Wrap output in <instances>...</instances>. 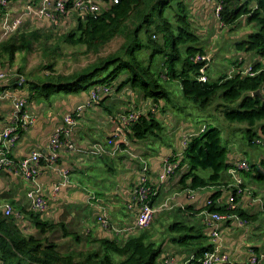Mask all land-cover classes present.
<instances>
[{
  "label": "crops",
  "instance_id": "crops-1",
  "mask_svg": "<svg viewBox=\"0 0 264 264\" xmlns=\"http://www.w3.org/2000/svg\"><path fill=\"white\" fill-rule=\"evenodd\" d=\"M101 1L104 6L109 0ZM184 2L193 31L201 39L209 38L207 48H203L205 53L208 50L210 52L206 54L211 57V69V65L219 59L220 55L216 47L217 42L225 37L222 35L223 29L229 27L221 26L218 18L213 14L212 6L205 0H184ZM29 3V0H11L9 10L17 15L22 14ZM77 17L76 13H71L58 26L51 25L46 20L28 21L20 32L39 30L53 33V30L67 26L72 30L76 27ZM229 31H226L227 39L237 36ZM231 50L237 49L231 45ZM240 53L238 59L243 58L246 63L238 69L242 70L247 65L260 60L257 53ZM235 54L237 55L236 52ZM237 61L233 63L236 68L240 66L236 65ZM233 69L231 67V73ZM0 71L9 75L8 80L1 83L3 86L7 87L9 83L15 84L0 94V97H4L0 98V115L4 117V121L0 122V134L13 121L12 112L16 100L25 99L27 108L34 117L33 124L22 132V138L13 152V158L20 160L34 151L48 156L52 134L58 127L64 125V115L78 105L84 104L90 97V89L94 87L82 93L64 94L65 96L58 98L52 95L51 98H46L48 101H44L39 98L38 92L31 89L30 84L18 87L13 67L10 68L8 64L2 67L0 65ZM161 72H163V80H169L164 68ZM209 77L211 78V73ZM127 78H129L128 74H122L118 84ZM114 85L116 86L113 84V90L110 93L101 95L102 100L98 105L85 110L75 128L68 133V139L73 143L74 149H61L59 160L54 166L42 162V170L35 182L27 181L20 172L7 170L0 172V213L7 217L2 206L9 204L15 213L11 217L20 232L26 236L37 235L39 232H37L29 210L27 193L31 189L39 188L48 202L47 213L40 216V219L48 224L63 225L67 231L66 235L65 231L58 227L49 234L64 254L74 251L100 250L98 241L103 239H117L124 243L126 239L121 234L103 230L98 223V218L103 214H108L110 221L117 228L134 224L136 211L130 208V206L134 208L132 189L141 176L142 166L146 163L150 171L151 185L158 191L153 204L157 212L150 226L135 236L147 233L149 242L157 244V235L149 231L154 221L162 219L164 221L162 229L167 231L171 227V220H178L177 214L185 216V224L194 228V232L185 236L184 238H187L180 243L177 242L179 235L167 234L160 245L163 248V254L158 261L159 264H164L166 259H173L175 264H187V261L195 256L197 250L204 247H212L213 250L219 249L227 253L234 264L246 263L253 254L263 252L264 186L256 187L254 181L259 179V175L261 177L264 175H258V173L252 175V171L233 174L232 166L241 158L249 162L243 152L233 148L229 153L231 168L223 173L224 184L221 186L205 187L200 190L182 188L180 180L183 174L189 171L186 162L183 164L181 162L182 166L177 174L163 183L160 182L158 175L162 172L164 161L180 155L183 150L184 137L197 135L206 125L197 126L184 121L172 113L165 102L157 104L128 86L118 91L115 90ZM127 101H132V103L128 104ZM137 108L139 110H136ZM131 111H135L140 116L146 113L155 114L163 124L161 137L151 135L142 141L132 139L129 131L120 121L123 115ZM119 127L123 134L121 133L122 135L117 138L114 137V132ZM244 128L242 126L238 129ZM109 140H112V145L108 143ZM95 144L106 148L105 155L90 153ZM251 168L256 170L255 166ZM63 171L69 173L68 184L63 183ZM246 174L250 177L249 181L246 179ZM237 179L242 180L243 188L252 192V194L244 192L238 196L237 207L244 210L252 219L247 220L246 226L242 228H238L233 223L222 222L218 225L221 237L214 242L211 237L213 227L206 223L207 214L211 213L207 208V203L213 194L221 192L217 208L227 206L230 196L237 189ZM57 187L58 190H56ZM0 264H2L1 260Z\"/></svg>",
  "mask_w": 264,
  "mask_h": 264
},
{
  "label": "trees",
  "instance_id": "trees-1",
  "mask_svg": "<svg viewBox=\"0 0 264 264\" xmlns=\"http://www.w3.org/2000/svg\"><path fill=\"white\" fill-rule=\"evenodd\" d=\"M172 3L173 0H120L119 4L112 5L107 1L101 14L77 17L76 27L61 39L70 46L84 45L85 54L87 57H94V62L69 75L54 73V65L51 64L47 67L51 70L46 79L37 82L28 79L27 84L47 98L55 94H78L90 87H112L116 84L115 90L120 91L128 86L157 104L162 101L170 102L173 94L160 82L163 72L155 75L153 70L154 57L163 54L164 62L161 65L166 70L167 77L181 83L182 93L187 100L199 108L207 109L212 106L221 90L223 106L238 107L236 111L225 112L226 120L230 123L247 124L249 144L264 145L263 140H256L258 133L255 131L257 128L264 134V100L253 96L264 86V0H224V8L220 13L224 25L232 26L244 17L251 23H257L259 30L247 40L237 43L236 49L245 53H257L260 60L251 65L250 74L239 71L234 75L221 76L216 82H211L209 77V81L205 83L198 81L202 64L192 60L198 54H206L200 45L201 37L193 31L184 4L178 3L176 13ZM169 9L175 12L174 22L165 17ZM156 12L159 13L161 25L155 20ZM132 18L136 19V23L124 29L126 22ZM152 26H155V30L148 36V41L144 42L140 33ZM159 34H163L164 43H158ZM52 37V34L39 30H25L11 36L0 44V65L5 63L11 68L17 54L34 52L37 47L47 49L52 54L57 53L59 44L48 47ZM116 41H121V46L103 54L105 50L112 49ZM182 47H185V51H182ZM144 50L149 51L147 62L136 56L137 52ZM105 72H109L107 77L98 80ZM22 73V70L18 71V74ZM122 74H128L129 78L118 84ZM14 85L9 83L6 87L0 83V94ZM3 121L4 117L0 115V122ZM162 130L163 124L157 116L146 113L132 125L128 133L132 139L142 141L151 135L160 136ZM229 153L230 150L222 142V131L216 127H206L205 132L192 138L185 149L182 164L186 162L189 171L180 180L182 188L200 190L223 185V173L231 168ZM202 171H210V175H201ZM220 197L221 192L212 195L211 203L207 204L208 210L220 214L229 213L227 206L217 208ZM30 213L39 232L37 235H24L12 217L7 218L0 213L2 264H159L163 254L160 245L149 242L147 233L130 237L124 243L117 239H103L98 241L100 250L97 251L64 254L49 237L55 228L61 227L65 231L64 226L48 224L39 215ZM235 213L246 221L252 219L242 209H236ZM170 228L177 233L185 231L188 235L194 232L193 227L180 223ZM65 234L67 235V231ZM186 238H179L177 242H184ZM212 250V247L199 248L190 263L200 264L198 260ZM113 255L120 257L121 261L115 262Z\"/></svg>",
  "mask_w": 264,
  "mask_h": 264
},
{
  "label": "built area",
  "instance_id": "built-area-1",
  "mask_svg": "<svg viewBox=\"0 0 264 264\" xmlns=\"http://www.w3.org/2000/svg\"><path fill=\"white\" fill-rule=\"evenodd\" d=\"M39 1V4H38ZM29 0L27 9L22 14H14L9 8L11 0H0V44L6 42L11 36L18 34L23 30L26 22L28 21H48L51 25L58 26L63 23L65 19L71 14L76 13L78 17L90 15H98L104 10V6L101 0ZM213 8V14L218 18L221 26L224 23L221 21L220 13L224 8V0H205ZM245 1V0H244ZM110 4L117 5L120 0H109ZM196 63H201L202 66L199 69L198 81L208 82L209 81V71L211 64V57L209 54H198L196 58L192 59ZM243 58H239L236 65H243ZM241 67V66H240ZM242 72L243 74L251 73V65H247L244 69L234 68L232 74L237 72ZM9 78L8 73L0 71V83L7 81ZM14 78L17 80L16 84L18 87L27 86V81L20 74H15ZM113 90L110 86H97L90 91L89 98L84 104L78 105L75 109L67 112L64 116V125L58 127L52 134L49 147L48 156L43 155L41 152L34 151L29 154V156L22 158L20 160H15L13 158V152L21 140L22 132L26 131L30 125L34 122V117L27 108V101L25 99H19L14 102V108L12 112L13 121L0 134V172L3 171H13L20 172L27 181L35 182L40 175L42 170V162H45L49 166H54L59 160V152L61 149L73 150L74 145L68 139V133L75 128L80 117L90 107L98 105L102 100L101 95L108 94ZM264 96V86L260 90ZM4 98V97H0ZM140 114L135 111H131L127 115H123L120 119L121 124L124 128L129 131L132 125L137 123L140 119ZM206 127H202L197 135H187L182 141V153L175 157H170L166 159L163 163L162 172L158 175L160 182H164L170 177L177 174L181 169L182 158L185 155V149L187 148L189 142L194 137H198L201 133L205 132ZM122 130L119 127L114 132V137H120ZM260 142V141H258ZM108 143L112 145V140ZM92 155H105L106 148L100 144H95L92 148ZM110 153V152H107ZM250 164L245 158H241L236 164L232 166V173L238 174L240 172H250ZM141 176L132 189V197L134 202V208L130 206L132 210L136 211V219L134 224L127 225L123 228H117L109 219L108 214H103L98 218V223L103 230L109 232H115L121 234L124 239H128L132 236L137 235L138 232L145 231L146 228L150 226L153 222L156 209H154V198L158 195V191L151 185L150 171L146 163L141 168ZM64 174V184L69 182L68 171H63ZM237 189L235 193L230 196L227 207L229 213L220 214L217 212H211L207 214L206 223L213 227L211 232V237L214 242H217L221 235L218 225L222 222H228L234 224L238 228L245 227L247 221L237 215L235 210L237 207L236 197L241 196L244 192H250L249 189L243 188L241 186L242 180L237 179ZM58 190V187L56 188ZM29 210L36 215L43 216L47 213L48 202L47 199L40 192L39 188L31 189L28 193ZM252 194V192H250ZM208 201L207 204H210ZM2 209L7 217L15 215L13 207L9 204L3 205ZM134 212V211H133ZM194 259L191 257L187 264ZM200 264H234L230 256L221 252L219 249L207 251L202 258L198 260ZM164 264H175L173 259H166ZM243 264H264V251L260 254H253L246 263Z\"/></svg>",
  "mask_w": 264,
  "mask_h": 264
},
{
  "label": "rangeland",
  "instance_id": "rangeland-1",
  "mask_svg": "<svg viewBox=\"0 0 264 264\" xmlns=\"http://www.w3.org/2000/svg\"><path fill=\"white\" fill-rule=\"evenodd\" d=\"M246 1L247 0H245V2ZM180 2L185 4L184 0H173L172 7L174 10H176L175 11L176 13L178 8V3ZM175 12L169 9L166 11L165 17L171 19V21L174 22ZM154 17L158 25H161L162 22L158 12H156V15ZM134 23H136V19L135 18L130 19L128 22H126L124 29H126L129 25ZM256 24H257L256 22L255 23L249 22L244 17L239 21H237L236 24L232 26H227L231 28L230 31L229 28L223 29L225 33L222 32V35H224L225 37L219 40L217 42L218 45H216V47H218V53H220L219 59L214 61L210 69L211 82H216L219 77L224 75H234L231 73V67L236 68L233 63L237 61L238 55H240L241 53L238 50L232 51L231 45H234V47H236L237 43L247 40L249 36L255 34V32L259 30ZM154 30H155V26H152V27H147L146 29H143L141 31L140 36L142 37L144 42L148 41L149 39L148 36H150L154 32ZM68 31H70V29L67 26L66 28L63 27L57 30H53V33H50L52 34L53 37L48 47H50L52 44L55 45L59 44V49L56 50L57 53L52 54V52L47 49L44 50L42 48L37 47L34 52L17 54L15 58V62L12 65L13 69L15 70V74L16 73L18 74V71L22 70L23 73L20 75H22L24 79H26V81L28 79L32 81H40L46 79V76L49 75L51 69H48L47 67L51 64L54 65L53 68L54 73L69 75L75 71H80L84 69L85 66L94 62L93 61L94 57L92 56L87 57V55L85 54L86 47L84 45L70 46L69 44L62 41L61 38ZM226 31H229V33L231 34L234 33V35L237 36L227 39L226 37L228 35L226 34L227 33ZM163 38H164L163 34H159L157 39L158 43H164ZM208 41L209 38L201 39L200 45L204 48H207ZM113 45L115 46L111 47L112 49L105 50L103 54H107L108 52L114 51L115 49L120 47L121 41H116L114 42ZM184 48L185 47H182V51H185ZM232 52H234V54H232ZM235 52L237 53V55L235 54ZM148 55H149V51L146 50L141 51V53L140 52L136 53L138 59L142 60L143 62L148 61V57H149ZM163 58H164L163 54L154 57L153 70L155 75H159L163 69L161 65L164 62ZM4 64L5 63H3V65ZM108 73L109 72L103 73V75L100 78H98V80L105 79ZM160 82L163 83V85L166 88H168L173 94L171 97V102H165L166 105L168 106L167 108H169L172 113L179 116L184 121H187L197 126L206 125V127L208 128H212V127L218 128L220 131H222V142L228 148V150H232L234 148L237 149L238 151L243 152L250 162L248 163L251 164V166H255L256 170L254 169L251 170L252 175H254L255 173H258V175L259 174L264 175V145L251 146L249 144V140H248L249 134L246 130L247 124L230 123L226 120L225 112L228 110L236 111L238 110V107L237 105H228L229 107L223 106L224 104L222 99L223 92L221 90H219V93L217 94V97L215 98L212 106L208 107L207 109H202L199 108L192 101H189L184 97L181 90V83L170 79L165 81L163 80V78L160 79ZM92 89H90V91ZM61 95L55 94L53 97L58 98L59 96L60 97L65 96L64 94ZM38 96L39 98L44 99V101H48L46 99L47 97H44L42 94L38 93ZM138 101H140V99H138ZM131 103L132 101L128 102V104ZM136 110L139 109L137 108ZM242 126L245 127V129H238L239 127ZM255 131H257L258 133L256 140H258L259 138L264 141V134L262 133V131L257 128H255ZM202 174L204 176H208L210 175V171H202L201 175ZM259 176H260L259 179L254 181V184L256 187L260 188V186H264V177H261V175ZM249 178H250L249 175L246 174L247 181H249ZM176 217L178 218V220H171V226L174 225V223L175 224L182 223L183 225H186L185 224L186 222L184 220L185 216L182 217L180 214H177ZM163 225H164V221L162 219H159L158 221H154L152 227L149 229V231L152 234L157 235L158 246L161 245V242L165 240L167 234H177L179 235L180 238H184L185 236H188V233H186L185 231L177 233L171 230V228L168 229L167 231H164L162 229ZM113 259L115 262L121 261V258L118 257L117 255H113Z\"/></svg>",
  "mask_w": 264,
  "mask_h": 264
},
{
  "label": "water",
  "instance_id": "water-1",
  "mask_svg": "<svg viewBox=\"0 0 264 264\" xmlns=\"http://www.w3.org/2000/svg\"><path fill=\"white\" fill-rule=\"evenodd\" d=\"M253 96H255V97H260L262 100H264V96H263V94H262V92L260 91V90H257V93H255Z\"/></svg>",
  "mask_w": 264,
  "mask_h": 264
}]
</instances>
